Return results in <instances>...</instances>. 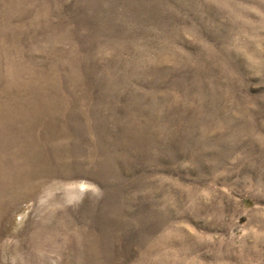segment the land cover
Listing matches in <instances>:
<instances>
[{
	"label": "rangeland",
	"instance_id": "obj_1",
	"mask_svg": "<svg viewBox=\"0 0 264 264\" xmlns=\"http://www.w3.org/2000/svg\"><path fill=\"white\" fill-rule=\"evenodd\" d=\"M0 264H264V0H0Z\"/></svg>",
	"mask_w": 264,
	"mask_h": 264
}]
</instances>
